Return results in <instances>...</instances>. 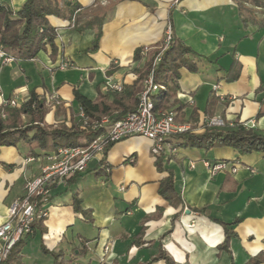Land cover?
I'll list each match as a JSON object with an SVG mask.
<instances>
[{
  "label": "crops",
  "instance_id": "0c3cea01",
  "mask_svg": "<svg viewBox=\"0 0 264 264\" xmlns=\"http://www.w3.org/2000/svg\"><path fill=\"white\" fill-rule=\"evenodd\" d=\"M0 1L15 11L25 2ZM78 2L82 5L80 20L73 23L56 16L49 18L57 27L54 55L48 45L35 59H18L1 67L0 89L5 96L18 94L22 100L29 98L32 90L39 95H56L60 103L47 105L45 122L70 126L79 120L74 88L95 100L100 92L108 91L107 79L133 82L138 65L135 50L162 44L171 27L172 34L202 57L199 72L180 69V88L170 99L172 110L180 102L185 105L176 111L180 121L194 124L200 132L208 117L222 116L227 122L238 119L264 130V0L259 4L244 1L255 18L247 12L241 15L235 0ZM98 8L106 10L103 35L99 49L91 51L95 31H80L79 26ZM142 56L144 62L146 53ZM62 63L68 66L62 69ZM113 65L116 69L108 74ZM213 92L216 96L209 108ZM151 145L144 136H128L112 144L105 166L100 164L102 156L94 158L86 171L74 176V182L71 178L55 185L44 205L47 215L40 226L45 232L41 235L38 226L25 238L23 248L35 241L43 252L44 243L72 264L143 263L157 253L158 241L176 264H232V260L246 264L250 257L264 253L263 152L241 154L228 146L210 150L175 146L171 155H161L174 171L185 202V209L173 221L180 207L170 205L159 194L165 174L156 166ZM47 153L40 151L35 156ZM30 156L21 146L0 148V223L12 203L24 194L27 179L39 175L46 163L41 159L29 161ZM205 161H226L239 168L236 173L220 171L213 175ZM75 193L82 200V208L93 217L92 222L75 211ZM205 206L212 217L237 221L236 236L228 250L219 247L224 241V227L189 209ZM143 224L145 244L137 246L134 240ZM105 245L110 247L106 253ZM24 249L22 255L27 254Z\"/></svg>",
  "mask_w": 264,
  "mask_h": 264
},
{
  "label": "trees",
  "instance_id": "16d2710c",
  "mask_svg": "<svg viewBox=\"0 0 264 264\" xmlns=\"http://www.w3.org/2000/svg\"><path fill=\"white\" fill-rule=\"evenodd\" d=\"M235 1L239 5L241 15L247 12L253 18H255V15L252 14L253 10L246 7L244 1H250L254 4L262 3L261 0ZM81 9L82 5L78 0H25L23 6L17 11L13 10L8 3L0 1V44L5 51L12 54L17 60L35 59L39 52L47 49L48 45L52 49V55H54L57 50L55 44L57 27L50 22V16L71 21L75 15L78 21L80 20L79 14H82L80 13ZM105 16L106 10L98 8L79 26L80 31L86 29L95 31L91 51L99 49ZM160 45L141 46L135 50L134 60L138 62V65L134 68L136 78L133 82L124 84L123 90L100 92L98 97L92 100L82 94L78 88H74L73 93L77 107L79 110H84L91 124L108 118L109 123L103 124L99 130L92 129L91 124L83 127L80 118L70 126L65 122L59 125H46L45 120L48 113L46 96L39 95L32 90L29 99L24 101L20 107L0 105V148L21 146L25 150L26 155L35 156L40 151L52 152L60 146L85 147L102 131L106 130L108 124L122 119L129 112L136 110L139 95L144 87V81L151 73H153L156 83L166 87V90L159 91L153 97L155 111L171 110L170 99L180 88V69L186 67L191 72H199L198 60H202V57L191 47L181 42L174 33L166 49L163 50ZM144 51H146V56L144 62H142ZM159 54H161V59L155 63V59ZM115 69L113 65L109 69L108 74H112ZM215 96L214 92L211 93L207 104L209 108ZM184 106L180 102L173 110L180 112ZM211 117H208L207 121L202 125V131H197V127L191 124L188 130L176 135L175 139L177 142H175V146L203 150L228 146L241 154L264 153L263 129L247 125L238 119L226 122L224 126H209L207 122ZM180 119L181 115L178 113L177 120ZM111 146L112 144L106 147L102 156L100 164L103 166L106 164V157ZM156 166L159 171L165 174L160 181L159 194L170 205L176 208L180 207L179 213L173 219L175 221L185 209L182 192L176 186L174 171L165 165V161L161 156H157ZM75 179L76 177L72 178L71 181L74 182ZM73 204L75 211L80 213L84 220L87 222L93 221L89 211L82 208V200L77 193L74 194ZM189 209L209 216L211 220L220 223L224 227L225 237L219 247L228 250L232 238L236 236L234 226L237 221L225 222L212 217L208 206ZM42 223L43 217L36 219L33 224L34 229H37L38 226L40 227L41 235L45 232V228L40 226ZM145 229L146 227L143 224L135 237L134 244L137 246L145 244L143 241ZM27 236L23 235L15 243L6 258L0 257V264H22L20 258ZM157 247L158 251L154 256L139 264H152L158 260H163L164 264H176L171 255L162 247L161 241L157 242ZM41 249L45 254L52 256L53 264H72L70 261L64 260L60 252L49 250L44 243L41 244ZM263 263L264 253L250 257L246 262V264ZM232 264H235L233 260Z\"/></svg>",
  "mask_w": 264,
  "mask_h": 264
},
{
  "label": "built area",
  "instance_id": "2783aa9c",
  "mask_svg": "<svg viewBox=\"0 0 264 264\" xmlns=\"http://www.w3.org/2000/svg\"><path fill=\"white\" fill-rule=\"evenodd\" d=\"M74 15L72 22L74 23ZM172 38L171 27L165 32L160 48L166 49ZM146 53V51H144ZM161 59V54L157 55L155 63ZM17 59L3 48L0 44V69L9 65ZM68 63H62L60 67L64 69ZM121 81L107 79L106 89L108 91L123 90ZM161 90H166L162 84L156 83L154 75L151 73L144 81V87L139 95V102L136 110L129 112L124 118L119 119L106 126V130L92 140L87 146H60L55 151L43 154L40 157L30 156L29 161L41 159L46 162L41 168V173L32 178H28L24 186V194L16 199L8 208L6 219L0 223V257L6 258L11 248L23 235L34 232L33 224L36 219L47 215L44 207L51 195L53 187L60 182L67 181L74 176L87 170L89 163L97 157L103 156L106 147L115 142H119L131 135L144 136L152 141L151 150L155 156L171 155L175 152V136L188 130L191 125L188 122L177 120V112L174 110L155 111L154 95ZM18 94L10 97L0 89V105L20 107L24 101ZM47 105L59 104V97L56 95L46 96ZM79 118L83 127L90 126L84 110H79ZM226 120L222 116L211 117L207 124L209 126H224ZM109 123L108 118L100 122L91 124L92 129L99 130L103 124ZM247 124V123H246ZM248 125V124H247ZM251 126V125H250ZM134 162V158L129 159ZM205 165L214 175L220 171L236 173L239 165L226 161H205ZM195 167L194 164L191 165ZM251 172H256L251 169ZM110 249L109 245L104 246L105 253Z\"/></svg>",
  "mask_w": 264,
  "mask_h": 264
},
{
  "label": "rangeland",
  "instance_id": "374dc122",
  "mask_svg": "<svg viewBox=\"0 0 264 264\" xmlns=\"http://www.w3.org/2000/svg\"><path fill=\"white\" fill-rule=\"evenodd\" d=\"M181 120V119H180ZM179 120V121H180ZM48 125V124H46ZM32 246H28L24 249L27 252L26 255L21 256V263L22 264H52L53 258L52 256L45 254L40 251V248L35 245V241L33 242ZM38 247V250H37ZM28 250V251H26ZM38 259V260H37Z\"/></svg>",
  "mask_w": 264,
  "mask_h": 264
},
{
  "label": "water",
  "instance_id": "95a60500",
  "mask_svg": "<svg viewBox=\"0 0 264 264\" xmlns=\"http://www.w3.org/2000/svg\"><path fill=\"white\" fill-rule=\"evenodd\" d=\"M187 212H188V213H190V211H189V210H187Z\"/></svg>",
  "mask_w": 264,
  "mask_h": 264
}]
</instances>
